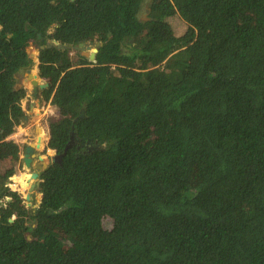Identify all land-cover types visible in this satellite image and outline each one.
<instances>
[{"label": "trees", "instance_id": "1", "mask_svg": "<svg viewBox=\"0 0 264 264\" xmlns=\"http://www.w3.org/2000/svg\"><path fill=\"white\" fill-rule=\"evenodd\" d=\"M144 1L0 0V159L29 43L100 42L38 52L41 147L74 142L34 208L0 169V264H264V0Z\"/></svg>", "mask_w": 264, "mask_h": 264}, {"label": "rangeland", "instance_id": "2", "mask_svg": "<svg viewBox=\"0 0 264 264\" xmlns=\"http://www.w3.org/2000/svg\"><path fill=\"white\" fill-rule=\"evenodd\" d=\"M149 0H145L143 2L142 9L140 11V17L143 19H146L147 17V6ZM170 22L173 26L174 32L176 34H181L185 28L186 25L184 22L178 17L173 16L170 19ZM29 53L35 54V57L33 59V65L30 68V71L25 70L17 75V81L16 85L18 87H22L25 91L24 97L21 99L20 104L21 107L24 110V116L20 120V122L15 126L14 132L9 133L6 135V139L11 142H15L18 144L19 148V157L20 159L17 161H13L7 158L0 159V169L3 170L7 167H13L14 173L9 177V187L11 189H16L22 199L24 204L29 207V209L34 208L36 204H38L39 199L37 198V191L33 189L30 192L29 198H27V193L29 190V184L27 183V179L30 176V172L35 170L33 167V164L31 163V166L27 167L24 165L23 162V154L25 152V146L30 143V141L33 140V137L37 134V131L34 127V125L37 124V126H40L44 129L47 137H48V125L47 121L50 119L57 118V109L51 105L48 101H45L42 98H34L32 95V79L36 80V84L41 83L44 84L45 81L39 77L38 75V68H37V54L38 50L37 47H35L34 41H31L29 43L28 47ZM76 52L73 50H69V55L71 56L72 60L75 61L77 59ZM36 75L31 76L29 75ZM40 101V102H38ZM33 128V129H32ZM47 140V138H46ZM46 140H44L43 146L42 141L37 146V148L33 151L34 152V160L37 162H41L44 157L51 158L54 154V150L50 148H46L45 144ZM41 147V149H40ZM47 151V154H45ZM38 156L41 158L39 159ZM31 218H27V223H31ZM101 224L104 228H109L111 226V220L108 217H104L101 220Z\"/></svg>", "mask_w": 264, "mask_h": 264}, {"label": "water", "instance_id": "3", "mask_svg": "<svg viewBox=\"0 0 264 264\" xmlns=\"http://www.w3.org/2000/svg\"><path fill=\"white\" fill-rule=\"evenodd\" d=\"M50 44H52V45H56L57 47H60V48H64L66 45L65 44H61V43H59L57 40H55V39H52L51 40V42H50ZM100 44V42H97L95 45L97 46V45H99ZM79 46H81L82 48H84L83 47V43L82 42H80L79 43ZM96 46H92V50L90 51V53H89V58H90V60H94L95 59V53H96V51H97V48H96ZM40 48H43V45L42 46H40ZM38 50V49H37ZM29 52V51H28ZM29 55H30V57L31 58H34L35 57V54L33 55L32 53H29ZM28 71H30V69H28ZM29 75H31V76H36L35 74L34 75H32V74H30L29 73ZM32 83L33 84H36V80L35 79H32ZM44 85H47V82H45L44 83ZM43 84H40L39 86H41V87H43L44 86ZM16 87H18L17 85H16ZM37 128V131L39 130V127H36ZM74 142V140H73V134L70 136V140L68 141V143L65 145V147H64V149H63V151H62V153H55L54 152V154L52 155V157L51 158H48V157H44V161H42V162H33V166H34V168H35V170H33V171H31L30 172V176H29V178L27 179L28 181H27V183L29 184V190H28V193H27V198H29V196H30V192L33 190V189H35L38 193H37V198L38 199H40V197H41V193L39 192V182H40V179H39V177H38V171L39 170H42L44 167H46L47 166V164L48 163H50V161H56V162H61V160H62V157H63V155L66 153V151H67V148L70 146V144H72ZM34 149H36L35 147H34V143H32V142H30L29 144H27L26 146H25V152H24V154H23V157H22V159H23V162H24V165L25 166H27V167H29V166H31V162H32V155H33V150ZM38 158L40 159L41 157L40 156H38ZM10 221H12V219H10Z\"/></svg>", "mask_w": 264, "mask_h": 264}, {"label": "flooded vegetation", "instance_id": "4", "mask_svg": "<svg viewBox=\"0 0 264 264\" xmlns=\"http://www.w3.org/2000/svg\"><path fill=\"white\" fill-rule=\"evenodd\" d=\"M51 40L52 39H47L45 42H44V44L43 43H38V42H35L34 41V44H35V47H37V49H38V52H39V50L40 49H42V48H40V46H42L43 45V47L44 46H51L52 44H50V42H51ZM80 43V42H79ZM79 43H77L76 45H67L66 44V46L64 47V48H62V49H68V50H73V51H75V52H77V53H79V55H82V56H84L85 58H87L89 61H93V60H90V58H89V53H90V51L92 50V46H96L95 44L97 43V42H82L83 43V47L84 48H82L81 46H79ZM96 48H97V46H96ZM38 55V54H37ZM46 82V81H45ZM41 83H38V84H33L32 85V95L34 96V98L36 99V98H42V91H43V89H45L46 87H47V85H44L43 87H41V86H39ZM38 102H40V101H38ZM36 126V125H35ZM35 150V149H34ZM33 150V151H34ZM34 153V152H33ZM42 161H44V160H42ZM41 161V162H42ZM34 167V166H33Z\"/></svg>", "mask_w": 264, "mask_h": 264}, {"label": "bare ground", "instance_id": "5", "mask_svg": "<svg viewBox=\"0 0 264 264\" xmlns=\"http://www.w3.org/2000/svg\"><path fill=\"white\" fill-rule=\"evenodd\" d=\"M35 126V125H34ZM36 127H39V130L37 131V134L33 137V140L30 141L32 143H34V147L37 148V146L41 143L42 141V130L40 128V126H37L36 124ZM33 129V128H32Z\"/></svg>", "mask_w": 264, "mask_h": 264}, {"label": "crops", "instance_id": "6", "mask_svg": "<svg viewBox=\"0 0 264 264\" xmlns=\"http://www.w3.org/2000/svg\"><path fill=\"white\" fill-rule=\"evenodd\" d=\"M35 129H36V131H37V128L36 127H34ZM32 156H34V153H33V155ZM33 162H36L35 160H34V158L32 159V163Z\"/></svg>", "mask_w": 264, "mask_h": 264}, {"label": "clouds", "instance_id": "7", "mask_svg": "<svg viewBox=\"0 0 264 264\" xmlns=\"http://www.w3.org/2000/svg\"><path fill=\"white\" fill-rule=\"evenodd\" d=\"M46 142H47V140H46ZM45 146H46V144H45ZM47 148H48V147H47ZM50 149H51V148H50ZM54 152H55V151H54ZM33 157H34V156H33ZM33 157H32V158H33ZM31 163H32V162H31ZM32 164H33V163H32ZM8 185H9V183H8ZM14 190H16V189H14ZM16 191H17V190H16Z\"/></svg>", "mask_w": 264, "mask_h": 264}]
</instances>
